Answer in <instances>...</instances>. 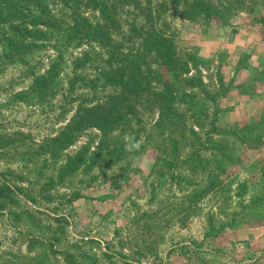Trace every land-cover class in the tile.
Here are the masks:
<instances>
[{
    "label": "rangeland",
    "instance_id": "rangeland-1",
    "mask_svg": "<svg viewBox=\"0 0 264 264\" xmlns=\"http://www.w3.org/2000/svg\"><path fill=\"white\" fill-rule=\"evenodd\" d=\"M102 1L0 0V264H264V0Z\"/></svg>",
    "mask_w": 264,
    "mask_h": 264
},
{
    "label": "trees",
    "instance_id": "trees-1",
    "mask_svg": "<svg viewBox=\"0 0 264 264\" xmlns=\"http://www.w3.org/2000/svg\"><path fill=\"white\" fill-rule=\"evenodd\" d=\"M92 3H95L96 6L99 7V9H103L101 12L103 13V11L105 10L103 8L104 4H103V1L101 3V0H92ZM205 14V15H210V10L209 8L206 6L204 0H191L190 4H189V7L182 13V17L185 18V17H189V18H192L191 16H194L196 14ZM170 37H163V40L162 42L166 45L168 44V46H166L164 49L165 51V54H160L162 57H164L167 61H166V65L169 64V62L172 61V59L174 58V56L176 55V51L174 50L173 48V45H170ZM162 43V44H163ZM120 80L122 81L123 84L126 85V88L130 90H134V86L135 83H137V81H133V78H126V75L124 72H122L121 76H120ZM134 83V84H133ZM130 93H132L130 91ZM77 157H74L72 159H70L69 161H71L64 169H62L61 171H66L65 175L69 174L75 170L77 167H73V165L75 164V162L77 161L76 159ZM77 164H81V162L77 163Z\"/></svg>",
    "mask_w": 264,
    "mask_h": 264
},
{
    "label": "clouds",
    "instance_id": "clouds-1",
    "mask_svg": "<svg viewBox=\"0 0 264 264\" xmlns=\"http://www.w3.org/2000/svg\"><path fill=\"white\" fill-rule=\"evenodd\" d=\"M124 139L127 140L128 137L125 136ZM133 148H139V143H137V144H135V145H130V146H129V150H132Z\"/></svg>",
    "mask_w": 264,
    "mask_h": 264
}]
</instances>
